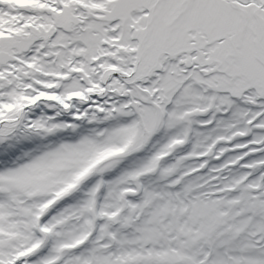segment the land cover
Masks as SVG:
<instances>
[{
  "label": "snow or ice",
  "instance_id": "6c2138e0",
  "mask_svg": "<svg viewBox=\"0 0 264 264\" xmlns=\"http://www.w3.org/2000/svg\"><path fill=\"white\" fill-rule=\"evenodd\" d=\"M40 104L75 108L73 120L89 124L132 119L0 171V264H33L49 241L35 264H264V0H0V145L9 157L18 133L76 132L54 117L29 119ZM210 112H231L222 133L162 166L189 142L193 118ZM179 125L142 166L48 218L91 177ZM237 151L204 174L209 158ZM236 167L244 171L232 176ZM153 174L160 189L142 183Z\"/></svg>",
  "mask_w": 264,
  "mask_h": 264
}]
</instances>
